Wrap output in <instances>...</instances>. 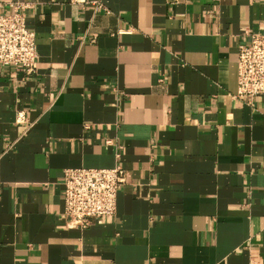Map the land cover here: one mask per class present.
I'll list each match as a JSON object with an SVG mask.
<instances>
[{
  "label": "crops",
  "instance_id": "obj_1",
  "mask_svg": "<svg viewBox=\"0 0 264 264\" xmlns=\"http://www.w3.org/2000/svg\"><path fill=\"white\" fill-rule=\"evenodd\" d=\"M10 2L37 60L0 66V264H264V95L232 97L264 0ZM114 165L115 213L67 227L62 171Z\"/></svg>",
  "mask_w": 264,
  "mask_h": 264
},
{
  "label": "built area",
  "instance_id": "obj_2",
  "mask_svg": "<svg viewBox=\"0 0 264 264\" xmlns=\"http://www.w3.org/2000/svg\"><path fill=\"white\" fill-rule=\"evenodd\" d=\"M101 6L99 2L94 3ZM28 4L10 2L9 11L0 13V66H14L25 73L35 72V33L28 28L23 9ZM264 95V33H250L245 44L236 47V89L233 98L247 104ZM18 111L16 122H24ZM124 179L120 165L109 168L76 167L62 171V215L67 227L86 228L93 221L113 215Z\"/></svg>",
  "mask_w": 264,
  "mask_h": 264
}]
</instances>
